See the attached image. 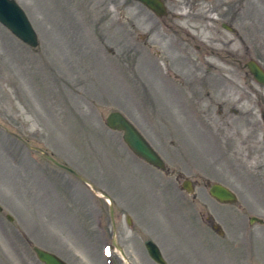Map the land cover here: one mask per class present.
<instances>
[{"label": "rangeland", "instance_id": "obj_1", "mask_svg": "<svg viewBox=\"0 0 264 264\" xmlns=\"http://www.w3.org/2000/svg\"><path fill=\"white\" fill-rule=\"evenodd\" d=\"M16 1L39 46L0 24V264H43L34 247L126 264L114 238L130 264H158L150 241L167 264H264V88L246 68L264 69V0H163L162 18L134 0Z\"/></svg>", "mask_w": 264, "mask_h": 264}, {"label": "water", "instance_id": "obj_2", "mask_svg": "<svg viewBox=\"0 0 264 264\" xmlns=\"http://www.w3.org/2000/svg\"><path fill=\"white\" fill-rule=\"evenodd\" d=\"M139 2L147 9L152 11L157 17L162 18L168 15L166 5L163 0H134ZM0 24L8 29L17 39H19L25 45L31 48H38L39 37L33 27L28 16L17 3L16 0H0ZM251 75L254 77L256 82L264 87V70L256 62L250 61L247 63ZM106 125L113 131L123 133L124 142L127 144L129 149L136 154L138 157L145 160L152 166L164 170L166 164L161 156L153 149L141 132L120 112H112L106 120ZM46 158L53 161L55 164L58 163L48 154L40 151ZM183 189L189 193H193V187L190 181L183 183ZM210 195L217 202L224 205H233L238 203L237 195L222 184H213L210 186ZM1 210V208H0ZM10 218V217H9ZM11 219V218H10ZM258 222L263 224V220L252 217L250 223L254 224ZM128 223L131 224L128 218ZM114 246H117L116 241L113 242ZM146 248L150 257L158 264H167L162 256L159 247L152 241L146 244ZM117 249L127 261L126 255L119 246ZM39 260L44 264H66L56 255L42 250L40 248H34ZM128 264H130L127 261Z\"/></svg>", "mask_w": 264, "mask_h": 264}, {"label": "flooded vegetation", "instance_id": "obj_3", "mask_svg": "<svg viewBox=\"0 0 264 264\" xmlns=\"http://www.w3.org/2000/svg\"><path fill=\"white\" fill-rule=\"evenodd\" d=\"M228 29H230V31H232L233 29L232 28H228ZM249 72V71H248ZM250 73V72H249ZM162 157V156H161ZM140 159V158H139ZM142 160V159H141ZM164 160V159H163ZM143 161V160H142ZM165 161V160H164ZM143 162H145V161H143ZM147 163V162H146ZM150 165V164H149ZM152 166V165H151ZM154 167V166H153ZM154 168H156V167H154ZM156 169H158V168H156ZM160 170V169H159ZM112 249H111V252L112 251H114L116 248H115V246H110ZM50 253H52V252H50ZM52 254H54V255H56L58 258H60L62 261H64L66 264H69L64 258H62V257H60L59 255H57V254H55V253H52ZM39 259V258H38ZM43 263V262H42ZM44 264V263H43Z\"/></svg>", "mask_w": 264, "mask_h": 264}, {"label": "bare ground", "instance_id": "obj_4", "mask_svg": "<svg viewBox=\"0 0 264 264\" xmlns=\"http://www.w3.org/2000/svg\"><path fill=\"white\" fill-rule=\"evenodd\" d=\"M108 201H109V199H108ZM116 243H117V242H116ZM117 246H118V244H117ZM117 246H115V247L117 248ZM126 264H128L127 261H126Z\"/></svg>", "mask_w": 264, "mask_h": 264}]
</instances>
